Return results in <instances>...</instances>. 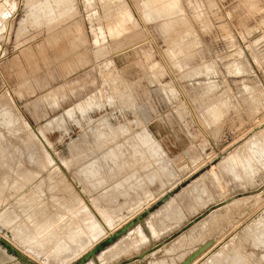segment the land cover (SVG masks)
Here are the masks:
<instances>
[{
  "label": "rangeland",
  "instance_id": "1",
  "mask_svg": "<svg viewBox=\"0 0 264 264\" xmlns=\"http://www.w3.org/2000/svg\"><path fill=\"white\" fill-rule=\"evenodd\" d=\"M0 1V249L14 256L1 264H76L182 182L172 198L184 219L107 264H146L137 258L180 240L164 264H264V163L242 162L264 141V0H178L166 30L169 18L142 14L146 0H53L54 18L44 0ZM125 10L133 20L112 37ZM219 155L236 156L240 177L210 176ZM76 227L83 245L53 255Z\"/></svg>",
  "mask_w": 264,
  "mask_h": 264
},
{
  "label": "bare ground",
  "instance_id": "2",
  "mask_svg": "<svg viewBox=\"0 0 264 264\" xmlns=\"http://www.w3.org/2000/svg\"><path fill=\"white\" fill-rule=\"evenodd\" d=\"M12 1V0H11ZM43 1V0H42ZM42 1H41V3L40 4H38V5H34V8H35V10L37 11L36 13L38 14V12L40 11H38L37 9V7L39 6V5H42ZM64 1H66V4L69 2V3H71V4H73V7H74V0H64ZM63 1V2H64ZM86 1V0H85ZM84 1V2H85ZM93 1V0H92ZM91 1V2H92ZM100 1V0H99ZM107 1H110V2H112V1H114V0H107ZM8 2H10V1H8ZM44 3V5H45V7H44V9H43V7L41 8L42 10H44V11H40V12H44L45 13V16L46 17H48V15H50L51 13L53 14V15H51L53 18H54V13H53V11L55 10V9H53L52 10V7H51V4L53 5V3L55 2V0H54V2H53V0L51 1V0H44L43 1ZM52 2V3H51ZM83 2V1H82ZM88 2H89V0H88ZM87 2V3H88ZM119 2V1H118ZM180 2V1H179ZM11 3V2H10ZM95 3V2H94ZM116 3V2H115ZM140 3V2H139ZM0 4H2V2L0 1ZM5 4V3H4ZM8 4V3H7ZM55 4H57L56 2H55ZM93 4V3H92ZM59 5V4H58ZM58 5H54V6H58ZM64 5H65V2H64ZM70 5V4H69ZM69 5L67 6V5H65L66 7H69ZM138 5V4H137ZM142 6H143V15L146 17V19L147 18H152L153 16H157V17H163L164 18V16L165 17H167V18H169V20L168 21H166V22H164L163 24H162V27L166 30V29H170V27L173 25L172 24V21L170 20V18H171V16H174V15H177L179 12H181V6H179V3H178V0H146V1H143L142 2V4H141ZM19 6V5H18ZM53 6V7H54ZM85 6L86 7H89V6H87V4H85ZM9 7V6H8ZM17 7V6H16ZM59 7V6H58ZM58 7H56L57 9H59ZM61 7V6H60ZM76 7V6H75ZM75 7H74V9H75ZM11 8V7H10ZM30 8V7H29ZM34 8H30V9H33L34 10ZM37 8V9H36ZM40 8V7H39ZM62 8V7H61ZM70 9H71V5H70V7H69ZM19 9V8H18ZM28 9V8H27ZM28 10V12H31L32 13V15H33V12H32V10ZM113 9V8H112ZM8 10H10V9H8ZM8 10L6 9V7H5V5H0V22L1 21H3V20H7V16H8V14H9V12H8ZM34 10V11H35ZM60 10V9H59ZM59 10H57V11H59ZM62 10H64V9H62ZM67 10V8H65V13L67 12L66 11ZM141 10V11H142ZM11 11H12V9H11ZM68 11H71L72 12V9L71 10H68ZM126 11V12H125ZM125 11H123V12H121V14H123V16L122 15H120L119 17H121L122 18V20L120 19V18H118V19H120L123 23H121V21L119 22V24H120V27H119V30L117 29V28H115L116 29V31H115V29H114V31L115 32H113V30L111 29V28H109L110 30H108V33H110L111 34V36L113 37V36H117V35H120V34H122L124 31H126V26H127V24H129V23H131L132 22V20H133V15L130 13V11H128V10H125ZM135 11V10H134ZM55 12V14L56 15H58L57 14V12H56V10L54 11ZM59 12H61V11H59ZM58 12V13H59ZM138 12H140L139 10H138ZM43 13V14H44ZM47 13H49L48 15H47ZM63 13V12H62ZM120 13V12H119ZM27 14V13H26ZM30 14V13H29ZM34 14H35V12H34ZM41 14V13H40ZM59 14H61V13H59ZM67 14V13H66ZM66 14H64V15H66ZM94 14V13H93ZM137 14V13H136ZM180 14V13H179ZM15 15V14H14ZM62 15V14H61ZM60 15V16H61ZM63 15V16H64ZM181 15V14H180ZM30 16V15H29ZM41 16H42V14H41ZM51 16H50V18H51ZM77 16V15H76ZM88 16V15H87ZM34 17V16H33ZM32 17V18H33ZM37 17V16H36ZM58 17V16H57ZM99 17V16H98ZM97 17V18H98ZM176 17V16H175ZM178 17V16H177ZM6 18V19H5ZM31 18V19H32ZM35 18V17H34ZM40 17H38V20H41V18L39 19ZM112 18V17H111ZM24 19V18H23ZM43 19H44V17H43ZM47 19V18H46ZM71 19V18H70ZM89 19V18H88ZM91 19V18H90ZM148 19V20H149ZM166 19V18H165ZM181 19H182V17H181ZM25 20V19H24ZM34 21H37V19L35 20V19H33ZM51 20V19H50ZM114 20V19H113ZM29 21V20H28ZM177 21V20H176ZM180 21V20H179ZM6 22V21H5ZM24 23H25V21H23ZM40 21H38V23H39ZM42 22V21H41ZM175 22V21H174ZM3 23H4V21H3ZM134 23V22H133ZM176 23V22H175ZM22 24V23H21ZM20 24V25H21ZM31 24V23H30ZM46 24V23H45ZM172 24V25H171ZM32 25V24H31ZM35 25V24H34ZM137 25V24H136ZM1 26H3V25H1ZM5 26V25H4ZM110 27H111V25H110ZM128 27V26H127ZM1 29V28H0ZM22 29V28H21ZM24 30V29H23ZM93 30V34L95 35V40H94V42H95V45H99L100 44V40H99V38H102L103 40H105V32L101 29V27H100V30H99V32H97L96 31V29L94 30V29H92ZM118 30V31H117ZM130 30V29H129ZM138 30V29H137ZM110 31V32H109ZM97 33H100L99 35H97L96 36V34ZM116 33V34H115ZM109 34V35H110ZM187 35V34H186ZM185 37V36H184ZM183 41V40H182ZM195 41V40H194ZM197 41H198V39H197ZM191 42V41H190ZM186 43V42H185ZM183 44V43H182ZM188 44V43H187ZM186 44V45H187ZM198 44H200L199 43V41H198ZM195 45V44H194ZM196 46H198V45H196ZM178 48V47H177ZM194 48H195V46H194ZM171 51V50H170ZM178 51V50H177ZM176 51V52H177ZM183 54V53H182ZM173 55V54H172ZM176 55V54H175ZM109 63V62H108ZM111 63H112V61H111ZM111 63H109V65H111ZM156 63V62H155ZM177 63V62H176ZM157 64V63H156ZM159 64V63H158ZM108 65V66H109ZM98 66V65H97ZM172 66V65H171ZM104 67H106V66H104ZM155 68V67H154ZM157 68H158V66H157ZM107 69V68H106ZM208 69V68H207ZM159 72V71H158ZM206 72V71H205ZM162 73V72H161ZM204 73V72H203ZM209 73H210V71H209ZM158 74H160V73H158ZM195 75V74H194ZM208 77V76H207ZM212 87V86H211ZM210 87V88H211ZM216 86H214V88H215ZM210 90V89H209ZM91 96V95H90ZM228 99V98H227ZM227 99H226V102H227ZM88 103V102H87ZM228 103V102H227ZM227 103H225V104H227ZM230 103V102H229ZM216 104H218V103H216ZM224 105V104H223ZM230 105V104H229ZM222 106V105H221ZM225 106H227V105H225ZM225 106H224V108H225ZM217 107H220L219 106V104L217 105V106H211V107H208L209 109H208V111L207 112H211V115H209V116H212V117H214V119L215 120H218L217 118H219L220 119V111L221 110H219L220 108H222V107H220V108H217ZM229 107V106H228ZM230 108V107H229ZM227 109V108H226ZM226 112H228V111H226ZM223 114V113H222ZM222 114H221V116H222ZM223 117V116H222ZM211 118H209V120H210ZM213 120V119H212ZM211 121V120H210ZM209 121V122H210ZM10 122V121H9ZM8 122V123H9ZM217 122V121H216ZM215 122V123H216ZM219 122V121H218ZM211 123V122H210ZM213 124V123H212ZM219 124V123H218ZM263 124V123H262ZM210 125V124H209ZM263 128H264V126H263ZM260 130V129H259ZM258 130V131H259ZM264 134V133H263ZM263 141V140H262ZM251 142V141H250ZM263 143H264V141H263ZM263 143H260V142H258V141H253L252 140V142L250 143V145H249V147H248V149H250V151H251V153H250V155L251 156H249V158L247 157V159L248 160H243L242 162L244 163V166L247 168V170H250L251 172H253L254 170H252V168H254V166H253V164L254 163H264V144ZM247 146V145H246ZM237 148V147H236ZM225 152H227V151H225ZM247 152V151H246ZM224 153V152H223ZM222 153V154H223ZM232 153V152H231ZM248 154V153H247ZM119 155V154H118ZM227 155V154H226ZM226 155H219L217 158H219V161H218V163H216L215 165H211L209 168H208V173L210 174V176H212L214 179H216V180H218V184H219V179H220V177L222 176V175H228V173H230V174H234L236 177H235V179L236 178H238V177H240V176H238V174H240L239 173V171H240V166H241V164H240V166H239V164H237V161H235L234 162V160L236 159V156H227V158H226ZM217 158H215V159H217ZM226 158V159H225ZM214 159V158H213ZM212 159V160H213ZM214 159V160H215ZM225 159V160H224ZM196 160V159H195ZM213 160V161H214ZM193 161V160H192ZM213 161H210L209 163H212ZM232 161V163L234 162V164L232 165L231 163V166L229 165V162H231ZM117 163V162H116ZM236 164V165H235ZM182 165H184V164H182ZM207 166V165H206ZM239 166V167H238ZM242 166H243V164H242ZM184 167V166H183ZM245 167H243V169L245 168ZM204 168V167H203ZM203 168H201V169H203ZM212 168H215V169H217L218 171H215L214 173H215V177L213 176V174H212V172H211V169ZM200 169V170H201ZM199 170V171H200ZM221 170H223L224 172V174H222L221 173ZM245 170V169H244ZM199 171H197V172H199ZM246 171V170H245ZM196 172V173H197ZM207 172V171H206ZM205 172V173H206ZM248 171H246V173H247ZM251 172H249V173H251ZM246 173H245V175H246ZM195 174V173H194ZM193 174V175H194ZM248 175V174H247ZM204 176H206L205 174H204ZM209 176V175H208ZM231 176V175H230ZM190 177H192V175L190 176ZM190 177H188L185 181H187ZM203 177V176H202ZM202 177H201V180H202ZM172 178V177H171ZM200 178V177H199ZM198 178V179H199ZM205 178V177H204ZM253 178V177H252ZM222 179V178H221ZM232 179V178H231ZM201 180L199 181V182H201ZM184 181V182H185ZM222 181V180H221ZM166 182V181H165ZM195 183H196V189H198V193H199V195H198V197L197 198H195V202H200V203H202V195L203 194H205V192H206V186L205 187H199V185H198V182H196V180L194 181ZM194 182H192V183H194ZM204 182V180L202 181V183ZM225 182V181H224ZM183 183V182H182ZM181 183V184H182ZM233 183V182H232ZM180 184V185H181ZM224 184H226V183H224ZM191 185V184H190ZM179 186V185H178ZM220 186V185H219ZM226 187V186H225ZM224 187V188H225ZM176 188V187H175ZM174 188V189H175ZM219 188V187H218ZM221 188V187H220ZM223 188V187H222ZM223 188V189H224ZM173 189V190H174ZM185 189V188H184ZM189 189V188H188ZM173 190H171V191H173ZM186 190V189H185ZM171 191H169V192H171ZM189 192H190V194H191V191L190 190H188ZM168 192V193H169ZM168 193H166L163 197H165ZM180 193H182V191L180 192ZM179 193V194H180ZM263 193V192H262ZM181 195H183V194H181ZM192 195V194H191ZM179 196V195H178ZM163 197H161L158 201H160ZM176 197V196H175ZM180 197V196H179ZM209 197V196H208ZM206 198H207V196H206ZM210 198H211V195H210ZM177 199V198H176ZM175 198H171L167 203H165L163 206H161V208L160 209H158V210H156V211H154V212H152L146 219H145V221H144V223H143V226L141 225V224H137L135 227H133L132 229H130L129 231H128V233L125 235V236H122L121 238H119L117 241H115L114 243H112L111 245H109V246H107L104 250H102L99 254H97L95 257H94V259H90L88 262H86L85 264H107V262H109V263H112V262H114L115 261V259L114 258H118L117 256L118 255H122V253H123V255L122 256H125L124 254H131V252L132 253H135L134 252V250L136 249V248H138V247H141L144 243H145V241H147L148 240V242H151L152 243V241H156V238L158 237L159 238V235H162L163 237L164 236H166V235H168L169 233V231L171 232L172 231V229H173V227H175L176 225H178L180 222H181V220L182 219H184L183 218V211H182V208L180 207V206H178L176 203H177V200H176ZM193 200V199H192ZM158 201H156L155 203H157ZM206 201V200H205ZM234 201V200H233ZM194 202V203H195ZM231 204V203H230ZM225 206V205H224ZM191 208H196V206L195 207H192L191 206ZM191 208L189 207V211L191 210ZM150 208L148 207L147 209H145L143 212H145V211H147V210H149ZM185 212V211H184ZM214 212V211H213ZM242 213V212H241ZM141 214V213H140ZM140 214H138V216L140 215ZM239 215V214H238ZM137 216V217H138ZM209 216V215H208ZM236 217H238V216H236ZM234 221V220H233ZM131 221H128L127 223H125L123 226H121L120 228H118L116 231H118L119 229H122L124 226H126L128 223H130ZM230 223V222H229ZM39 226V225H38ZM41 226V225H40ZM40 226L38 227L39 229H41L40 228ZM45 226H47V223H46V225ZM43 227V226H42ZM48 227V226H47ZM224 227V226H223ZM222 227V228H223ZM23 228V227H22ZM45 229H46V227H44ZM221 228V229H222ZM24 229V228H23ZM137 229V230H136ZM220 229V230H221ZM24 230H26V229H24ZM38 230V229H37ZM47 230V229H46ZM140 230H142V232L140 233L139 231ZM148 232V234L146 233V231ZM23 231V230H22ZM28 231V230H27ZM39 231V230H38ZM41 231V230H40ZM95 231V230H94ZM42 232H44V231H42ZM41 232V233H42ZM72 233H70L69 235H67V237L66 238H62V240H60L58 243H56L55 245H56V247H52L51 249H54V251H53V255L55 254V256L57 255V254H59L60 255V253H66V251H68V253L67 254H69V250H72L73 248H75L76 247V249H77V246H79V245H83V238L81 237V235H82V233H83V231H81V229L80 230H77V227L76 228H74V230L73 231H71ZM22 233V232H21ZM24 233V232H23ZM27 233V232H26ZM25 233V234H26ZM93 233V232H92ZM114 233V232H113ZM113 233L111 234V235H113ZM131 233V238L130 239H127V240H129V241H127L128 243H126V246H122V245H120V241H122V240H125L126 238H127V236L129 235ZM218 233H219V231H218ZM100 234V233H99ZM163 234H165V235H163ZM216 234V233H215ZM7 235V234H6ZM51 236H53L52 234H50ZM49 235V236H50ZM93 235H94V233H93ZM111 235H109V236H106V238L105 239H107L108 237H110ZM22 236V235H21ZM90 236V235H89ZM144 236H146L145 238H144ZM162 236H160V237H162ZM213 236V235H212ZM98 237V236H97ZM155 237V238H154ZM162 237V238H163ZM181 237V236H180ZM211 237V236H210ZM214 237V236H213ZM4 238V237H3ZM47 238H48V236H47ZM100 238V237H99ZM103 238V237H102ZM182 238V237H181ZM104 239V240H105ZM147 239V240H146ZM177 239H179V238H177ZM184 239V238H183ZM182 239V240H183ZM91 240V239H90ZM101 240V239H100ZM103 240V241H104ZM94 241H97V240H94ZM126 241V240H125ZM207 241V240H206ZM206 241L204 242V243H206ZM98 242V241H97ZM102 242V241H101ZM101 242H99V243H101ZM147 242V243H148ZM174 242V241H173ZM172 242V243H173ZM180 242H181V240L178 242V243H176L175 244V242H174V245H172V246H168V247H166V248H160V249H158V248H155L154 250H151L150 252H148L149 253V255H146L145 256V258L143 259V261H146V264H164L165 262H166V260H168V257L172 254L173 255V252L175 251V248H176V246L178 245V244H180ZM217 242V241H216ZM98 243V244H99ZM119 243V244H118ZM203 243V242H202ZM97 244V245H98ZM261 244V243H260ZM11 245V244H10ZM49 245V244H48ZM54 245V244H53ZM52 245V246H53ZM171 245V244H170ZM176 245V246H175ZM14 246V245H13ZM92 246V245H91ZM91 246H90V248H91ZM129 246V247H128ZM15 247V246H14ZM49 247V246H48ZM127 247V248H126ZM213 247V246H212ZM211 247V248H212ZM16 248V247H15ZM258 248V247H257ZM16 249H18V248H16ZM94 248H92V249H90L89 251H87L86 253H84L80 258H78V259H81V258H83L85 255H87L90 251H92ZM108 250H110V251H108ZM260 250V248H258L257 249V251H259ZM51 251V250H50ZM73 251V250H72ZM72 251H71V254H72ZM194 251H195V249H194ZM224 251V250H223ZM20 252V251H19ZM74 252V251H73ZM137 253H138V251H136ZM75 253V252H74ZM223 252H220L219 253V255L220 254H222ZM236 253V252H235ZM51 254V255H52ZM159 254H161L162 256L161 257H158L159 256ZM191 254V253H190ZM24 255V254H23ZM52 255V256H53ZM63 255H65V254H63ZM120 255V256H121ZM134 255V254H133ZM62 256V255H61ZM77 256V255H76ZM119 256V257H120ZM130 256V255H129ZM221 256V255H220ZM219 256V257H220ZM78 257V256H77ZM77 257L76 258H74V259H77ZM126 257V256H125ZM128 257V256H127ZM29 258V257H28ZM122 258H124V257H122ZM233 259H231V260H233V261H231V262H229L230 264H245L244 262H245V260L243 261V259H241L240 257H238L236 254L234 255V257H232ZM14 259V256H12V255H9L4 249H0V264L2 263V262H4V261H6V260H13ZM77 259V260H78ZM226 259V258H225ZM77 260H75V261H77ZM185 260V259H184ZM228 260L229 259H227L226 260V262H222L221 264H229L228 263ZM75 261H73V262H75ZM117 261V260H116ZM183 261V260H182ZM218 261H219V259H217V257L215 258L214 257V259H212L211 260V262H209V263H212V264H218ZM223 261H224V259H223ZM18 262V261H17ZM72 262V263H73ZM180 262V261H179ZM214 262H216V263H214ZM142 263V262H141ZM194 263V262H193ZM192 263V264H193ZM206 263V262H205ZM13 264H20V263H13ZM143 264V263H142ZM145 264V263H144ZM176 264V263H175ZM206 264H208V262L206 263Z\"/></svg>",
  "mask_w": 264,
  "mask_h": 264
},
{
  "label": "water",
  "instance_id": "3",
  "mask_svg": "<svg viewBox=\"0 0 264 264\" xmlns=\"http://www.w3.org/2000/svg\"><path fill=\"white\" fill-rule=\"evenodd\" d=\"M219 159L214 161L212 165H215L218 163ZM198 174H196L194 177L190 178L189 181H193ZM185 184L180 185L177 187L174 191L169 192L165 197H163L160 201H158L154 208H158L161 205L167 203L176 193H178L183 187H185ZM152 213V209H149L144 212L143 215H139L135 220L128 223L126 226H124L120 231L116 232L115 234L108 237L102 244L97 245L92 251H90L87 255H85L78 263L76 264H85L88 262L91 258H94L97 254H99L102 250L105 249L108 245H111L114 243L118 238H120L124 233L135 227L137 224H139L145 216L150 215ZM5 247L11 252V253H17V251L8 243H4ZM164 245V244H163ZM148 254H143L142 256L138 257L137 259L143 260L145 256Z\"/></svg>",
  "mask_w": 264,
  "mask_h": 264
}]
</instances>
